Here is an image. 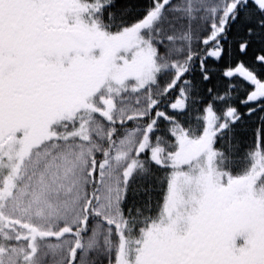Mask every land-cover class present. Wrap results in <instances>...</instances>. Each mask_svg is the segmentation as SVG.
Listing matches in <instances>:
<instances>
[{
	"label": "snow or ice",
	"instance_id": "snow-or-ice-1",
	"mask_svg": "<svg viewBox=\"0 0 264 264\" xmlns=\"http://www.w3.org/2000/svg\"><path fill=\"white\" fill-rule=\"evenodd\" d=\"M0 264H264V0H0Z\"/></svg>",
	"mask_w": 264,
	"mask_h": 264
}]
</instances>
